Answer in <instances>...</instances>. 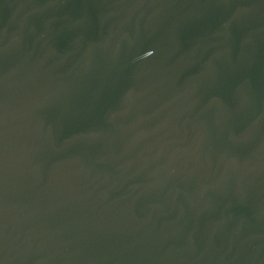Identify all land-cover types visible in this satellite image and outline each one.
<instances>
[{
	"label": "water",
	"instance_id": "water-1",
	"mask_svg": "<svg viewBox=\"0 0 264 264\" xmlns=\"http://www.w3.org/2000/svg\"><path fill=\"white\" fill-rule=\"evenodd\" d=\"M0 264H264V0H0Z\"/></svg>",
	"mask_w": 264,
	"mask_h": 264
}]
</instances>
